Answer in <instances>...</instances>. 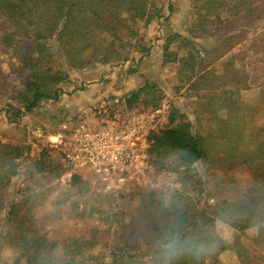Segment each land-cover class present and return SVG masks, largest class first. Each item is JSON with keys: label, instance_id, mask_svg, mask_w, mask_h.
<instances>
[{"label": "trees", "instance_id": "16d2710c", "mask_svg": "<svg viewBox=\"0 0 264 264\" xmlns=\"http://www.w3.org/2000/svg\"><path fill=\"white\" fill-rule=\"evenodd\" d=\"M150 5L151 0H0L2 48L16 53L19 43L29 42L24 59L28 70L24 91L14 93L12 98L19 103V108L8 104L7 119L15 121L9 114L20 119L32 113L42 101L58 100L62 94L59 85L67 80V69L83 70L97 64L126 62L133 49L140 47L137 25L143 22L147 26L153 20ZM191 6V37L172 35L167 39V46L179 41L178 48H186V55L178 58L177 52L164 47L163 63H177L179 82L198 90L208 88L202 84L212 77V71L207 68L215 57L202 56L204 52L195 44L193 36L217 37L222 43L212 54L218 55L217 58L229 54L264 19V0H191ZM142 85L123 96L121 103L127 110L159 109L162 97L157 84ZM207 91L211 92L201 106L207 114H212L208 124H213V129L194 130L186 115L171 106L167 124L150 135L149 153L156 171L174 163L181 169L182 188L173 190L164 205L143 200V214L131 219L133 227L122 230L108 259L98 264H160V238L170 230L178 234L181 243L202 245L204 251L194 256L185 247L169 264H206L208 260L220 264L218 255L226 251L236 255L237 264H264V256L256 252L253 256L254 251L240 239L228 243L211 237L206 223L220 208L224 209L228 226L237 233L255 229L254 243L264 249V142L258 138L260 127L256 124L264 89L260 91L261 102L253 103L243 101L236 86H224L218 93ZM97 105H92L90 110ZM195 120L201 121L200 114ZM22 155L20 147L0 143V229L6 226V230H0V251L3 247L14 251L13 264H96L93 237H72L59 242L40 235L33 223L34 211L40 205L39 195L11 202L5 217H1L2 193L17 175V160ZM57 156L60 157L58 151ZM43 157L36 160V173L55 169L68 172L60 160L45 164ZM198 165L218 168L225 176H230L237 167H248L252 172L251 183L236 199H223L213 207L198 208L194 198L184 190ZM83 179L77 173L70 175L71 185L79 190L86 186ZM208 184L214 197L215 183L209 180Z\"/></svg>", "mask_w": 264, "mask_h": 264}, {"label": "rangeland", "instance_id": "374dc122", "mask_svg": "<svg viewBox=\"0 0 264 264\" xmlns=\"http://www.w3.org/2000/svg\"><path fill=\"white\" fill-rule=\"evenodd\" d=\"M150 7L153 20L147 26L143 22L137 25V43L140 47L133 49L126 62L97 64L83 70H65L67 80L59 85L62 94L58 100L42 101L32 113L20 119H14L11 113L9 116L15 120L12 122L7 119L5 111L8 104L19 108V103L12 97L15 92L24 91L28 76L24 59L29 42L19 43L16 53L0 45V143L18 146L23 150L22 157L17 160V175L2 193L1 217H5L11 202L39 195L40 205L34 211L33 223L40 235L59 242L72 237H93L96 241L93 251L96 264L108 259L109 251L117 244L122 230L133 227L130 225L131 219L143 214V200L164 205L173 190L182 188L181 169L170 162L163 170L156 171L154 167L150 177L141 184L115 183L110 189L95 178H85L83 183L86 186L79 190L71 185L70 176L65 170L58 172L55 169L41 174L35 172L36 160L42 159L43 154L45 164L48 161L58 162L57 150L50 148V141L61 124L82 119L99 128L96 119V123L91 121L89 111L92 105L107 103L122 112L125 110L121 103L123 96L146 82L157 84L162 97L159 129L167 124L171 106L186 115L194 130L200 128V131L205 132L209 127L213 129L215 126L208 124L212 114H207L203 110L204 106H201L209 97L211 91L208 89L218 93L224 86H236L239 97L247 103L261 102L263 98L260 91L264 89V19L258 22L255 31L250 32L240 46L219 58L212 54L222 43L217 37L199 39L193 36L195 44L204 52L202 56L211 55L215 60L207 68L212 71V77L202 84L208 85V88L191 90L189 84L179 82L177 63H163L164 47L177 52L178 58L186 55V48H178L179 41L167 46V39L172 35L186 39L191 37V0H151ZM133 69L135 72H132ZM133 110L151 109L136 107ZM212 111L221 115L215 109ZM197 114L201 118L198 123L195 120ZM256 124L257 128L260 127L258 138L264 142V100ZM196 169V174L184 190L194 198L198 208L204 205L213 207L223 199H236L251 183L252 172L245 166L235 168L230 176H225L218 168L198 165ZM209 180L215 183L212 190L214 197L208 188ZM227 218L226 211L220 208L216 216L206 222L210 236L228 243L240 239L244 246L254 251L253 256L256 253L264 256V249L254 243L256 230L237 233L228 226ZM1 229L6 230V226L2 225ZM15 256L14 251L3 247L0 264H13ZM218 261L220 264H237V257L231 251H226L218 255ZM206 264L214 263L208 260Z\"/></svg>", "mask_w": 264, "mask_h": 264}, {"label": "built area", "instance_id": "2783aa9c", "mask_svg": "<svg viewBox=\"0 0 264 264\" xmlns=\"http://www.w3.org/2000/svg\"><path fill=\"white\" fill-rule=\"evenodd\" d=\"M113 106L98 104L89 111L91 121L96 123V119L99 128L82 119L68 121L50 141V148L60 153L59 160L69 176L77 173L92 177L108 189L115 183L141 184L153 173L150 135L158 129L161 114L159 109L133 112L125 106L121 112Z\"/></svg>", "mask_w": 264, "mask_h": 264}, {"label": "clouds", "instance_id": "9594fccd", "mask_svg": "<svg viewBox=\"0 0 264 264\" xmlns=\"http://www.w3.org/2000/svg\"><path fill=\"white\" fill-rule=\"evenodd\" d=\"M160 239L161 244L158 250L160 264H169L170 260L177 252L185 247H187V250L191 251L194 256H198L204 251L202 245L193 244L191 242H187V244L181 243L178 234L171 230L164 233Z\"/></svg>", "mask_w": 264, "mask_h": 264}]
</instances>
